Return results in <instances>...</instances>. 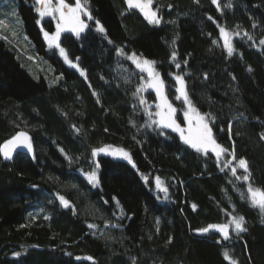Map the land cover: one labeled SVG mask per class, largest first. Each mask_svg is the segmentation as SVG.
Listing matches in <instances>:
<instances>
[{"label":"trees","instance_id":"trees-1","mask_svg":"<svg viewBox=\"0 0 264 264\" xmlns=\"http://www.w3.org/2000/svg\"><path fill=\"white\" fill-rule=\"evenodd\" d=\"M34 1H7L13 22L0 3V146L25 131L35 148L30 158L0 153V264H231L225 252L237 264H264V212L247 193L249 183L264 190V0H219L220 8L153 0L158 25L126 0H88V28L60 37L78 69L47 46L43 28H56L40 21ZM220 27L233 34L231 56ZM119 48L156 62L180 123L186 108L175 76H183L194 108L229 151L205 155L152 123L155 94L138 92L144 75ZM101 148L124 149L135 167L100 157L93 186L85 176ZM240 158L247 182L237 179L243 169L231 171ZM232 215L245 217L246 232L225 239L199 231Z\"/></svg>","mask_w":264,"mask_h":264},{"label":"snow or ice","instance_id":"snow-or-ice-1","mask_svg":"<svg viewBox=\"0 0 264 264\" xmlns=\"http://www.w3.org/2000/svg\"><path fill=\"white\" fill-rule=\"evenodd\" d=\"M126 2L130 8H138L144 14L149 23L158 25L161 22V18L158 17L157 11L152 9L153 0H126ZM196 2L199 3V0H196ZM212 2L217 6V8H220L219 0H212ZM36 4L37 7L35 10L41 18L46 16L55 17L58 14L59 22L56 25V31L52 34L44 32V37L47 40L49 47L54 46L55 48L59 49V54L70 66L79 68V65L73 63L72 59L69 58L67 51L60 46L59 40L61 33L64 31H71L75 33L77 37H79L80 34L88 28V24L85 22L84 17H86L87 20L93 19L92 13L91 11H89L88 0H74V4H69L66 2V0H36ZM231 6L232 5L229 0L227 7ZM209 19H211V17H209ZM95 24L97 26L96 30L98 32L106 34V29L103 27L99 20H96ZM220 35L224 40V47L227 49L228 55L231 56L234 52V48L232 45L233 34L227 31L225 28L221 27ZM235 35L238 36L239 32L235 33ZM245 35H247V33H245ZM248 38L251 39L250 36ZM109 42L111 43V41ZM173 43H175V41H173ZM260 43L264 44V40H261ZM117 54L121 56H127V59L132 60L136 67L141 70V72L148 73L150 80L148 81L146 87L154 89L161 100V103L157 105V108L160 109V111L156 113V115L159 117V120H154L152 121V123L158 124L162 129L168 128L179 133L181 139L186 144L190 145L197 151H202L205 155H207L208 152L211 151L219 159V157L229 151L228 149H225L221 144L217 143L216 139L213 136L212 128L209 126L205 115L199 114L194 108L192 101L188 96L186 81L183 76H175V81L178 84L176 92L179 93L176 96V99H183V102L187 105V110L184 111V116L188 120L189 125L187 134H185L186 130L181 127V125L175 119L177 109L168 100L167 94L165 92V83L154 67L156 62L148 60L146 58L141 59V57L137 56L135 52H133L131 55H127L124 52L123 48H119L117 50ZM172 60L176 61L175 52L172 53ZM176 67L180 68L181 65L179 63H176ZM249 71H251V69H249ZM80 72L81 75H85L83 69H81ZM144 90L145 87L142 86L140 89H138V92H143ZM136 94L137 93H134V95ZM139 103L145 105L146 110L148 107H150L149 105H147V101L142 96H140L139 98ZM190 113H196L195 130H193L192 127L193 116L190 115ZM151 115L152 114L149 112L150 118ZM211 119H214V117H212ZM229 130H231V125H229ZM79 131L80 130L77 129V132ZM261 139H264V134H262ZM20 147L26 148L29 152L33 151L31 138L27 135V133L20 132L12 139L8 140L6 143L0 146V153L3 154L5 159H11L16 149ZM99 152H107V154L109 155L119 156L129 161V163H133L130 153L125 151L124 149H115L111 152H108V150L105 148L95 149L93 150L92 155L96 156ZM231 155L232 159L236 160L234 150L232 151ZM227 163H231V161H228ZM96 167L99 168L98 162L96 163ZM133 167H135L134 163ZM237 168L243 169L244 172L247 173L242 177L238 176L237 179H243L246 182L249 181L251 173L249 171L247 160L244 158H240L237 161L236 166L231 168L232 174L234 176L236 175ZM86 177L90 183L94 185L99 184V178L95 171L86 173ZM155 179L157 188L166 193L168 191V188L163 186V181L161 180V178L157 176ZM145 180H147V177H145ZM247 193L250 202L253 205H259L261 209H264V190L253 188L252 184L249 183L247 187ZM58 199L64 207L69 206L70 202L67 201L64 196L60 195L58 196ZM192 207L193 209H195L196 205H193ZM88 227L95 228L97 227V225L90 224L88 225ZM210 229H214L217 232L222 233L225 239L229 238L230 229L234 230L237 234L247 231V228L245 227V217H243L242 215H232L231 219L226 223L209 225L208 227L200 229L199 231L207 233ZM15 255L19 256L20 253H16ZM224 255L226 259H229L231 261V264H237L236 261L231 260V257L227 252H225ZM88 259L91 260L92 257H88Z\"/></svg>","mask_w":264,"mask_h":264},{"label":"rangeland","instance_id":"rangeland-1","mask_svg":"<svg viewBox=\"0 0 264 264\" xmlns=\"http://www.w3.org/2000/svg\"><path fill=\"white\" fill-rule=\"evenodd\" d=\"M7 1H9V0H0V3H2V5H1V9H2V11H3V13H5L6 15H7V18L8 19H10L12 22L14 21V13L13 12H15V11H12L10 8H9V3L7 2ZM11 1H15V0H11ZM34 6L35 7H37V4H36V0L34 1ZM134 8V7H133ZM136 9H138V8H136ZM152 9H153V4H152ZM139 10V9H138ZM154 10V9H153ZM140 11V10H139ZM141 12V11H140ZM41 20L40 21H45L46 19H51L52 21H53V23H54V27L56 28V25H57V23L59 22V19H58V14L55 16V17H49V16H46V17H43V18H41V17H39ZM84 19H85V22L88 24V22L89 21H91V20H87V18L86 17H84ZM152 24V23H151ZM221 28V27H220ZM86 30V29H85ZM220 30V29H219ZM55 31H56V29H55ZM44 32H48L49 34H52V32H49L48 30H46V29H44L43 28V38L45 39V37H44ZM67 32H69V33H71V34H73V35H75V33H73V32H71V31H64V32H62L61 33V35H60V37L63 35V34H65V33H67ZM54 33V32H53ZM81 35V34H80ZM75 37H77L76 35H75ZM60 40H61V38H60ZM59 40V43H60V46H61V41ZM222 40H223V38H222ZM45 41H46V43H47V46L49 47V45H48V42H47V40L45 39ZM223 42H224V40H223ZM233 45V44H232ZM62 47V46H61ZM49 48H52V49H55V50H58V52H59V49H57V48H55L54 46L53 47H49ZM226 49V48H225ZM226 51H227V49H226ZM60 55V54H59ZM61 56V55H60ZM61 58L64 60V58L61 56ZM142 59V58H141ZM144 59V58H143ZM65 61V60H64ZM133 62V61H132ZM65 63H66V65L69 67L70 65L65 61ZM73 63H75L74 61H73ZM75 64H78V63H75ZM134 64V63H133ZM135 65V64H134ZM136 66V65H135ZM70 67H72V66H70ZM155 67V70L157 71V69H156V66H154ZM72 68H74V67H72ZM75 69H78V68H75ZM140 70V69H139ZM141 71V70H140ZM143 75H144V80H143V87H145V90L143 91L144 93L145 92H148V91H152L154 94H155V97H156V99H157V101H156V104L154 105V107L155 108H153L154 110V116H153V118H152V120L154 121H158L159 120V117L156 115V113L158 112V111H160V109H158L157 108V105L158 104H160L161 103V100H160V98L158 97V95H157V93L155 92V90L154 89H151V88H147L146 87V85H147V83H148V81L150 80V77L148 76V73L147 72H141ZM182 101H183V99H181ZM184 105H185V108H186V110H187V105L184 103ZM185 110V111H186ZM200 114V113H199ZM190 115H192L193 116V124H192V127H193V130H195V128H196V120H195V116H196V113H190ZM183 119H184V121H183V123H180L179 121H177L180 125H181V127H183L185 130H186V132H185V134H187V129H188V120L185 118V116H183ZM177 120V119H176ZM206 120L208 121V123H209V120L206 118ZM155 124V123H154ZM158 127H160L158 124H156ZM161 128V127H160ZM164 129H167L168 130V128H164ZM170 130H172V129H170ZM177 133V132H176ZM178 135H180L179 133H178ZM188 145V144H187ZM190 146V145H189ZM105 149H107L108 150V152H111V151H113L114 149H112V148H105ZM196 150V149H195ZM197 151V150H196ZM200 153L202 152V151H199ZM203 153V152H202ZM208 153H212L211 151H209ZM105 156H110V157H112V159H114V160H116V159H119V160H122V161H127V160H125V159H123V158H121V157H119V156H112V155H109V154H107V152H99L96 156H94V159H95V168H94V170L93 171H95L96 173H97V175H98V169L99 168H97L96 167V163H97V159L98 158H100V157H105ZM129 162V161H128ZM130 164H133V163H130ZM86 177V176H85ZM92 184V183H91ZM93 186H95L94 184H92ZM255 207L257 208H259L262 212H264V209H261L260 207H259V205H255ZM216 230H214V229H210L209 230V232H215ZM231 231H234V230H232V229H230V231L229 232H231ZM217 232V231H216ZM219 233V232H218ZM220 235H222L223 236V234L222 233H219Z\"/></svg>","mask_w":264,"mask_h":264},{"label":"water","instance_id":"water-1","mask_svg":"<svg viewBox=\"0 0 264 264\" xmlns=\"http://www.w3.org/2000/svg\"><path fill=\"white\" fill-rule=\"evenodd\" d=\"M20 132L27 133L25 131H19L18 133H20ZM27 135L31 138V136L28 133H27ZM31 143H32V138H31ZM32 147H33V144H32ZM19 153L24 154V155H26V156H28L30 158V157H33L34 156V154H35V148L33 147V151L32 152H29L26 148H23V147L17 148L16 151L13 153L12 158L15 157L16 155H18ZM2 156H3V154H2Z\"/></svg>","mask_w":264,"mask_h":264}]
</instances>
